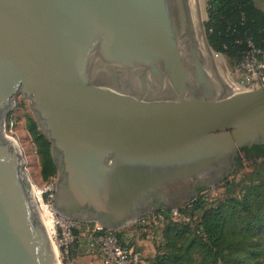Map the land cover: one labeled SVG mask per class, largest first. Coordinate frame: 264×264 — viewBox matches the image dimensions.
Wrapping results in <instances>:
<instances>
[{
	"label": "water",
	"instance_id": "water-1",
	"mask_svg": "<svg viewBox=\"0 0 264 264\" xmlns=\"http://www.w3.org/2000/svg\"><path fill=\"white\" fill-rule=\"evenodd\" d=\"M201 2L0 0V264H60L3 130L18 95L50 144L56 213L111 231L181 207L264 147V85L229 80Z\"/></svg>",
	"mask_w": 264,
	"mask_h": 264
},
{
	"label": "trees",
	"instance_id": "trees-1",
	"mask_svg": "<svg viewBox=\"0 0 264 264\" xmlns=\"http://www.w3.org/2000/svg\"><path fill=\"white\" fill-rule=\"evenodd\" d=\"M207 15L206 30L211 47L234 67L247 54L250 45L264 51V12L255 0H207ZM27 130L40 158L41 178L46 181L57 174L50 144L34 118L27 119ZM242 152L248 160H261L258 182L246 186L241 197L221 200L209 208L201 200L191 203L193 210H201L195 229L191 230L188 225L166 226L163 242L149 264H264V242L251 244L246 250L234 245L238 235H264V147L253 146ZM183 210L178 209L179 216ZM158 212L171 216L170 211L159 209ZM74 233L80 237L79 231ZM115 234L124 245L123 233Z\"/></svg>",
	"mask_w": 264,
	"mask_h": 264
},
{
	"label": "rangeland",
	"instance_id": "rangeland-1",
	"mask_svg": "<svg viewBox=\"0 0 264 264\" xmlns=\"http://www.w3.org/2000/svg\"><path fill=\"white\" fill-rule=\"evenodd\" d=\"M201 1L202 7L206 11V25L208 22L207 0ZM219 63L220 66L225 69L229 80L232 81V83L236 86L244 87L241 72L238 70V65L234 67L228 62L223 54H221V57L219 56ZM14 102L12 110L4 119L3 130L7 136L18 143L23 154L27 178L39 197H37V199L40 206L44 209L41 208L45 213V219L51 222V227L54 229L55 224L52 222L51 215H49V205L52 203V196L54 197L56 183L54 184L55 188L52 185L57 181V174L46 181L41 178L40 158L37 154L33 138L27 130V119L34 118V115L30 110L28 100L21 95L16 96ZM260 163L261 160H257V158L248 160L245 154L241 151L238 155L236 166L228 172L225 178L216 184L202 188V191H200V188L197 191L196 196L190 202L176 208L177 213L179 208H184L180 216H173L172 210L174 209L163 210L162 208H153L151 212L142 217L143 220L141 218L125 229L115 231V233H123L122 242L125 244L130 243L135 249L141 251L143 254V264H149L155 257L158 248L163 242L162 236L166 226L170 224H178L179 226L188 225L191 230L195 229L201 218V210H193L191 208V203L196 200H201L202 204L204 203L205 207L209 208L218 204L221 200L241 197L246 186L258 182L257 179L261 172ZM159 209L170 211L171 216L167 217L161 212L156 213ZM156 214L157 216L160 215L161 219H154L153 217ZM79 226L81 228L79 230L80 237L74 243L69 244L70 250L74 253L73 256L75 258L72 264H101L99 257L94 254L90 248L88 237L89 234L100 225L97 223L81 222ZM52 238L57 250L59 263L68 264L63 249L58 245V241L53 235ZM117 240L120 243L118 237ZM262 242H264V235L255 233L249 236L238 235V237L235 238L234 245H241L242 249L246 250L251 247V244L254 245Z\"/></svg>",
	"mask_w": 264,
	"mask_h": 264
},
{
	"label": "built area",
	"instance_id": "built-area-1",
	"mask_svg": "<svg viewBox=\"0 0 264 264\" xmlns=\"http://www.w3.org/2000/svg\"><path fill=\"white\" fill-rule=\"evenodd\" d=\"M238 70L242 75L243 88L253 89L263 86L264 51L250 45L249 51L238 63ZM55 183H53V187ZM53 200L54 197L52 196V203L49 205V215H51L52 222L55 224L52 235L58 241V245L63 249L67 263L72 264L75 258L71 254L69 244L74 243L79 238L74 232L81 229L79 226L81 222L69 220L57 214L53 208ZM172 211L173 216L178 215L177 209ZM153 218L161 219V216L155 215ZM88 237L92 252L99 257L102 264H140L142 262V252L135 249L130 243L124 245L119 243L115 231L97 226Z\"/></svg>",
	"mask_w": 264,
	"mask_h": 264
},
{
	"label": "bare ground",
	"instance_id": "bare-ground-1",
	"mask_svg": "<svg viewBox=\"0 0 264 264\" xmlns=\"http://www.w3.org/2000/svg\"><path fill=\"white\" fill-rule=\"evenodd\" d=\"M201 6H202V4H201ZM202 9H203V7H202ZM204 13V12H203ZM204 16V15H203ZM217 58V64H219L220 65V63H219V56H216ZM261 86H259V87H257V88H253V89H258V88H260ZM252 88L250 89V90H253ZM35 192V195H36V197H38L37 196V194H36V191H34ZM39 198V197H38ZM42 208V207H41ZM43 209V208H42ZM41 209V210H42ZM44 210V209H43ZM42 210V214H43V216H44V218H45V213H44V211ZM63 217V216H62ZM45 223H46V225H47V227H48V229H49V232H50V234H51V236H52V232H53V227H51L52 226V224H51V222L50 221H47L46 219H45ZM56 248V247H55Z\"/></svg>",
	"mask_w": 264,
	"mask_h": 264
},
{
	"label": "crops",
	"instance_id": "crops-1",
	"mask_svg": "<svg viewBox=\"0 0 264 264\" xmlns=\"http://www.w3.org/2000/svg\"><path fill=\"white\" fill-rule=\"evenodd\" d=\"M256 6L264 12V0H255ZM101 263V262H100ZM102 264V263H101Z\"/></svg>",
	"mask_w": 264,
	"mask_h": 264
}]
</instances>
